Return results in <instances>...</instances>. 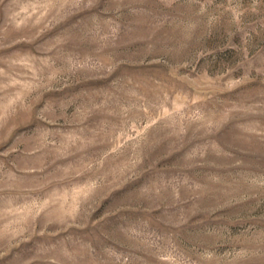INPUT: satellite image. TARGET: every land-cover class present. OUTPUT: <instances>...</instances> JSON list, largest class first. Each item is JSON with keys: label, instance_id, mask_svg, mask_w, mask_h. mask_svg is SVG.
Masks as SVG:
<instances>
[{"label": "rangeland", "instance_id": "rangeland-1", "mask_svg": "<svg viewBox=\"0 0 264 264\" xmlns=\"http://www.w3.org/2000/svg\"><path fill=\"white\" fill-rule=\"evenodd\" d=\"M0 264H264V0H0Z\"/></svg>", "mask_w": 264, "mask_h": 264}]
</instances>
